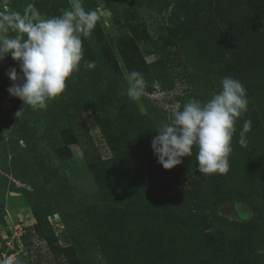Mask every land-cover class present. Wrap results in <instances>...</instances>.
<instances>
[{
	"label": "rangeland",
	"instance_id": "rangeland-1",
	"mask_svg": "<svg viewBox=\"0 0 264 264\" xmlns=\"http://www.w3.org/2000/svg\"><path fill=\"white\" fill-rule=\"evenodd\" d=\"M29 3L47 19L70 9L72 0H7L6 6L23 12ZM82 3L99 15L90 36L82 37L83 49L92 52L91 61L96 58L89 83H97L99 74L107 82L95 91L87 84L92 99L105 100L95 112L92 102L81 106L84 111L70 103L79 104L85 88L75 72L46 110L34 111L7 91L13 82L6 65L19 73L18 62L10 54L0 61V264H204L213 257L250 264L245 247L264 242V0ZM185 17L203 22L185 24ZM182 25L189 26L184 34L178 32ZM131 39L138 72L145 78V72L162 71L165 78L163 84L152 80V91L137 99L121 94L126 83L117 67L125 77L120 46ZM226 76L242 83L248 99L247 112L235 122L229 170L200 174L195 147L182 164L164 169L151 141L170 122L171 108L182 109L193 98L209 100ZM249 119L252 129L241 146L239 133ZM132 134H141L146 144L133 145ZM209 185L242 193L212 199L197 192ZM156 186L161 205L153 209L145 201ZM188 191L197 196L187 198L192 206L185 210L181 193Z\"/></svg>",
	"mask_w": 264,
	"mask_h": 264
},
{
	"label": "clouds",
	"instance_id": "clouds-1",
	"mask_svg": "<svg viewBox=\"0 0 264 264\" xmlns=\"http://www.w3.org/2000/svg\"><path fill=\"white\" fill-rule=\"evenodd\" d=\"M6 5L7 0H0V61L10 54L19 64V73L15 67L6 73L13 82L7 91L34 111L46 110L48 101L59 97L67 80L79 71L82 37L90 36L99 20L98 12L86 11L82 0H72L70 9L44 19L31 3L23 12ZM83 66L91 70L96 65L85 61ZM125 80L122 95L137 99L146 94L141 72H127ZM247 110V90L239 80L228 76L222 78L221 90L209 100L193 98L182 109L172 107L170 122L163 123L151 141L158 163L166 170L172 169L182 164L184 157H190L195 147L200 174L227 173L235 122ZM251 129L252 121L245 120L239 133L241 146L247 145L246 133Z\"/></svg>",
	"mask_w": 264,
	"mask_h": 264
},
{
	"label": "trees",
	"instance_id": "trees-1",
	"mask_svg": "<svg viewBox=\"0 0 264 264\" xmlns=\"http://www.w3.org/2000/svg\"><path fill=\"white\" fill-rule=\"evenodd\" d=\"M203 6L205 5L204 4V1H203ZM202 4H200L199 6H197L196 5V7H192L193 8V10L195 11L197 8H199ZM201 8V7H200ZM174 12L176 13L177 12V7H175V9H174ZM184 12H185V10H183L182 11V15L184 14ZM174 13V17H175V14ZM197 16V15H196ZM184 17H178V20H182ZM184 23L185 24H190V23H192V22H195V21H202L201 20V18H199V19H197V17H196V19H194V18H189V17H185V19H184ZM203 22V21H202ZM188 27L189 26H186V25H182L180 28H179V31L178 32H183V33H181V34H184V33H186V31H187V29H188ZM204 38V37H203ZM210 43V42H209ZM135 43H134V41L131 39L130 41H129V43H126V44H122V45H124V46H120V51H121V55H122V59H123V61H124V63H125V65H126V68H127V70H128V72H130V71H133V70H135V71H139V70H137V67H135L134 66V56L133 55H131L130 54V52L129 51H132V47H133V50H134V47H136L135 45H134ZM126 45V46H125ZM132 46V47H131ZM109 48V47H108ZM160 49V48H159ZM109 50H110V48H109ZM137 50V52L139 53L138 54V56L139 57H135L136 58V62L137 63H139L140 62V60H142V58H141V52H139L138 51V48L136 49ZM92 52L91 51H89L88 50V48L86 47L85 49H83V54H84V56H83V58H84V60L85 61H91V59L89 58V54H91ZM166 53H162V59L161 60H165V58H166ZM220 57H218L217 58V60L219 59ZM92 61H94L95 63H96V58L95 59H93ZM163 61H160V62H158L157 64H159L158 66H160V64H162V66L164 65V64H166L165 62H163ZM218 63H219V61H218ZM148 65L145 63V64H143V66L140 68V69H142V68H144V67H147ZM150 66V65H149ZM155 66V65H154ZM153 66V67H154ZM117 67H118V69H119V73H120V75L122 76V80H123V82H125L126 83V80H125V77H124V75H123V73H122V71H120V68H119V66H118V64H117ZM164 67L166 68V70L168 69L165 65H164ZM160 69V68H159ZM153 70H155V68H153ZM141 71H145V70H141ZM143 73V72H142ZM146 73V75H145V78L146 79H149L150 81H151V83H146V85H147V87H146V90H149V91H152V88H153V81H160L162 84L165 82V78L163 77V72L161 71V73H160V71L156 74V75H154V73L152 72V71H148V72H145ZM75 75H76V80H78L79 81V83H81V84H83L84 86H85V88L83 89V93H81L80 95L81 96H79V97H77L76 99H79V104H77L76 102H74V100L73 101H70V103H72V104H74V107L76 108V109H79L80 111H84V109L83 108H81V106H85L84 104H88V103H90L91 104V102L93 103V107L92 108H90V110L92 111V112H95L94 110H96V105H98V104H102V105H104V103H105V100H104V98L103 97H101V96H98L97 97V99H96V97L94 98V99H92L91 97H90V95L92 94V91L88 88V86H92V88H93V90L95 91V88H96V86L97 85H99V87L100 86H103V85H107V82L106 81H104V79H105V76H102V75H100L99 74V77H98V79L96 80L97 81V83H95L94 85H92L91 83H89V81L91 80V79H94V73L92 72V70H88V69H82L81 67L79 68V71H76L75 73H74ZM153 80V81H152ZM68 81H70V82H72L73 81V79L72 78H69L68 79ZM87 84H88V86H87ZM66 110H67V108H66ZM65 110V111H66ZM96 121L98 122V124H99V126L101 127V130L103 131V133H105L106 134V136H107V138H108V141H109V144H110V146L112 147V150L114 151V153H115V155H117V149L113 146V144H112V141H111V137L109 136V132H108V130H107V128L105 127V125L103 124V121H100L99 119H96ZM132 137H133V140H134V142H133V145H135L136 147H138V148H142V146L143 145H145L146 144V140H145V138H142V135L140 134V136H137V135H133L132 134ZM99 177H97V179H98ZM99 180V179H98ZM158 188H159V186H156V187H154L153 188V190H151L150 188H149V192H155V195L154 196H152V198H150V201L149 200H147V201H145V203L146 204H148L149 206L151 205L152 206V208L154 209L156 206H158V205H161V198H160V196H161V194H162V192L160 193V191L158 190ZM205 190H197V192L198 193H201V194H203L202 196H206V197H208V198H212V199H214V198H216V194L218 195V196H221V197H224V196H228V195H230V194H238V193H242V191H240V190H238L239 188H236L235 186H224L223 188H220V189H218L217 187L215 188V187H213V185H209V187L208 188H204ZM247 191H250V189H244L243 190V192L245 193V194H248L249 192H247ZM194 192L195 191H188L187 193H181L182 194V196H181V199H183L184 197H185V195H186V200H184L183 201V208L182 209H188V205H191L192 203H189L188 202V197H191L192 195L191 194H194ZM201 194H199V195H201ZM195 195L197 196V194H196V192H195ZM246 197H248V196H246ZM196 199V198H195ZM167 203H168V205L170 204L168 201H166ZM175 203V202H174ZM163 204V203H162ZM192 206V205H191ZM180 217H181V219H179V221L183 224V226H187V224L188 223H190V221H187V220H184L185 219V217L183 216V215H180ZM253 245V246H252ZM257 246H260V247H262V248H264V242H263V244L262 245H259V244H253V242L250 244V243H248L247 244V246L245 247V253L248 255V257H249V262H250V264L252 263V264H254V263H256V264H261V262L262 261H264V254H261V252L259 253V252H256L255 250H256V248H258ZM236 248V247H235ZM215 249V247L214 248H212V250H214ZM234 250V249H233ZM236 251H237V248H236ZM224 253H226V252H224ZM230 253H232L231 251H229L228 250V252L226 253V256H228V257H230L232 254H230ZM223 262V261H222ZM222 262L219 260V261H217L214 257L212 258V259H209V260H207L204 264H222Z\"/></svg>",
	"mask_w": 264,
	"mask_h": 264
},
{
	"label": "water",
	"instance_id": "water-1",
	"mask_svg": "<svg viewBox=\"0 0 264 264\" xmlns=\"http://www.w3.org/2000/svg\"><path fill=\"white\" fill-rule=\"evenodd\" d=\"M8 68H11L10 66L6 65Z\"/></svg>",
	"mask_w": 264,
	"mask_h": 264
}]
</instances>
